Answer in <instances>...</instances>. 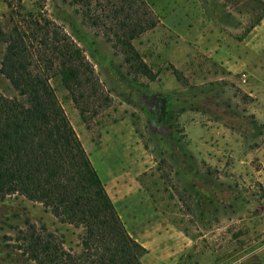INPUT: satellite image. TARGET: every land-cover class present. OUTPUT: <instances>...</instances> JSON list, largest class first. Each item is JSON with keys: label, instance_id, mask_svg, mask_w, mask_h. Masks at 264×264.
Returning <instances> with one entry per match:
<instances>
[{"label": "rangeland", "instance_id": "374dc122", "mask_svg": "<svg viewBox=\"0 0 264 264\" xmlns=\"http://www.w3.org/2000/svg\"><path fill=\"white\" fill-rule=\"evenodd\" d=\"M81 1L0 0V29L9 33L24 15L37 17L79 49L96 85L77 107L52 72L59 105L102 181L94 157L112 126L142 146L139 183L193 241L190 262L257 264L264 246V17L256 20L264 0H143L158 24L131 45L153 81L135 72L102 25L88 21ZM97 3L90 2L91 14ZM4 52L0 41V66ZM0 95L24 100L1 74ZM153 96L156 115L144 108ZM26 224L77 250L80 230L14 195L0 199V264H35L18 250Z\"/></svg>", "mask_w": 264, "mask_h": 264}, {"label": "trees", "instance_id": "16d2710c", "mask_svg": "<svg viewBox=\"0 0 264 264\" xmlns=\"http://www.w3.org/2000/svg\"><path fill=\"white\" fill-rule=\"evenodd\" d=\"M91 1L80 2L84 16L102 25L106 40L132 58L135 72L153 81L155 74L131 45L158 24L146 3L95 0L99 9L91 14ZM0 41V74L24 99L0 95V199L23 197L60 225L80 230L74 251L65 249L62 236L26 224L18 250L35 264H142L145 249L119 217L49 84L58 70L78 107L91 97L84 90L96 85L88 63L66 35L37 17L24 15L9 33L0 29Z\"/></svg>", "mask_w": 264, "mask_h": 264}, {"label": "crops", "instance_id": "0c3cea01", "mask_svg": "<svg viewBox=\"0 0 264 264\" xmlns=\"http://www.w3.org/2000/svg\"><path fill=\"white\" fill-rule=\"evenodd\" d=\"M122 131L112 126L100 139L94 159L108 198L128 232L146 251L142 264H203L190 262L193 241L154 207L142 189L138 171L144 149L122 136ZM256 260L264 264V246L256 251Z\"/></svg>", "mask_w": 264, "mask_h": 264}, {"label": "water", "instance_id": "95a60500", "mask_svg": "<svg viewBox=\"0 0 264 264\" xmlns=\"http://www.w3.org/2000/svg\"><path fill=\"white\" fill-rule=\"evenodd\" d=\"M159 99L156 96H153L145 105L144 108L152 115L158 114L159 108Z\"/></svg>", "mask_w": 264, "mask_h": 264}, {"label": "flooded vegetation", "instance_id": "af4514ba", "mask_svg": "<svg viewBox=\"0 0 264 264\" xmlns=\"http://www.w3.org/2000/svg\"><path fill=\"white\" fill-rule=\"evenodd\" d=\"M159 102V101H158Z\"/></svg>", "mask_w": 264, "mask_h": 264}]
</instances>
